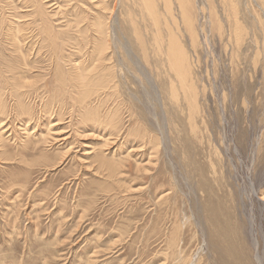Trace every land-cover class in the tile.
Returning a JSON list of instances; mask_svg holds the SVG:
<instances>
[{"label":"rangeland","instance_id":"374dc122","mask_svg":"<svg viewBox=\"0 0 264 264\" xmlns=\"http://www.w3.org/2000/svg\"><path fill=\"white\" fill-rule=\"evenodd\" d=\"M37 1L67 44L66 64L56 72L33 0H0V61L9 60L0 71L10 78L15 61L32 109L15 116L10 85L0 86L11 119L0 122V264H239L243 255L264 264V0H151L156 28L141 0ZM99 5L115 8L105 12L115 88L85 96L71 66L89 72L95 57L67 41L92 40L74 31ZM16 25L20 44L9 37ZM169 42L185 62L182 82L168 67ZM96 150L125 162L116 176L130 190L96 172Z\"/></svg>","mask_w":264,"mask_h":264},{"label":"bare ground","instance_id":"6f19581e","mask_svg":"<svg viewBox=\"0 0 264 264\" xmlns=\"http://www.w3.org/2000/svg\"><path fill=\"white\" fill-rule=\"evenodd\" d=\"M45 1V0H44ZM47 1V0H46ZM123 1H125V0H123ZM122 1V2H123ZM150 1L151 0H141V2H142V4L144 5V8L146 9L145 10V12H146V15L147 16H149V19L151 20V22L153 23V26H155V28H156V25H157V20H155V12H154V7H152V4L150 3ZM168 1V0H167ZM185 1V0H184ZM172 2V1H171ZM120 3V2H119ZM114 4V3H113ZM155 4V3H154ZM33 6L35 7V18H39V22H38V34L39 35H41L43 38H44V40H47V44H46V47H47V49H48V51H49V53L53 56V65H54V68H55V70H56V72L58 73V71H60V70H58V68L61 66H64L66 63H65V61L63 60V61H61L62 60V58H63V55H60L61 53L60 52H62V49H64V46H66L67 44L64 42H62L61 40V33L59 32H56V30H55V28H54V26H53V24L51 23L52 21H51V18H49L48 16H47V14H46V12L44 11V9H43V7H41V4L37 1V0H33ZM100 7H99V9H98V13H96L94 16H93V18H92V20H91V23L89 24L88 23V20L89 19H86L87 20V24H83V25H79V24H77V26L75 27V31H74V33H75V35L77 34V35H79V36H82V32L83 33H87V32H89L91 35H93L92 36V40L91 41H89V39L86 37L88 34H86L85 36H84V38H79V37H77V38H79V40L78 41H71L70 42V40H68L67 42H69L72 46H68L69 48L70 47H74L75 49L77 48V50H78V52H80L81 50H83L84 49V44H89L88 45V47H89V49H88V51L90 50L91 52H89V54H90V56H91V58H92V56H94L95 57V63L93 64V67L92 68H90L89 70H88V68H84V70H87V71H89V72H84V71H81L80 70V67L82 66V64H80L79 62L78 63H76V65H72L71 67H72V69L74 70V71H76V76L73 78L74 79V82H76V84H81V85H83V86H86V87H89L90 89L88 90V91H85L84 92V95L86 96L87 94H88V92H90L91 90H94L95 88H98V87H100L99 89H105V88H110L111 86H110V81H112V86L114 85V79H115V75H116V69L114 70L113 68H114V66H115V64H113V62H112V59L115 57L114 56V52H113V46L115 47V41H116V37H115V35H114V32H113V30H114V27H113V30L112 29H110L111 28V26L112 25H109V23L108 22H106V11L108 10L109 11V13H111V15H112V13H113V11H114V7H112V8H107L105 5L104 6H102V5H99ZM121 6H123V5H121ZM125 6V5H124ZM169 7V6H168ZM124 8H127V7H124ZM121 9H123V8H121ZM125 10V9H124ZM166 10V9H165ZM124 12V11H123ZM170 12V11H169ZM171 13V12H170ZM123 14V13H122ZM31 15V14H30ZM33 15V16H34ZM167 15V14H166ZM182 16H184V12L182 13ZM187 16H188V14H187ZM172 17V16H171ZM34 18V17H33ZM110 19V18H109ZM179 19V18H178ZM188 22H189V20H188ZM128 23V22H127ZM131 23V25H129L133 30H135L136 29V25H135V22L134 21H131L130 22ZM175 23V22H174ZM13 24V23H12ZM89 24V25H88ZM167 25V24H166ZM30 26V25H29ZM70 26V25H69ZM83 26V27H82ZM114 26V25H113ZM121 26V25H120ZM126 26V25H125ZM14 27V26H13ZM16 28H17V30H19V28H21V26H18V25H16L15 26V31H11V33H10V35H9V37H11V39L12 40H14V41H16V43H19L20 44V41H21V39L24 37V35H26V33L24 34L23 32V34L21 35L20 33H21V31H19V33H18V31L16 30ZM10 29V28H9ZM25 30H27V29H25ZM160 30V29H159ZM5 32H4V34H5V36L7 35V31H6V29L4 30ZM33 31H34V29H33ZM136 31V30H135ZM158 31V30H157ZM3 32V31H2ZM29 32V31H28ZM32 33V32H31ZM2 34V33H1ZM63 35H66V33L64 32L63 33ZM27 37H28V35H27ZM25 38V37H24ZM32 38V37H31ZM36 38V37H35ZM85 38L87 39V42H85ZM25 39H27V38H25ZM39 39V38H38ZM67 39H70L69 37L67 38ZM91 39V38H90ZM138 39V38H137ZM154 39L156 40V46H155V48H156V50L155 51H153L154 52V54H161V52H160V49L162 50V48L159 46V44H158V38H156V37H154ZM24 40V39H23ZM37 42V41H36ZM155 43V42H154ZM25 44V43H24ZM30 44V43H29ZM10 45V44H9ZM43 47V46H42ZM16 48V47H15ZM28 48V47H27ZM160 48V49H159ZM72 49V48H71ZM21 50V49H20ZM61 50V51H60ZM31 51V50H30ZM163 51V50H162ZM28 52V51H27ZM156 52V53H155ZM29 53V52H28ZM142 53H143V59L144 58H146L147 57V53L145 52V51H142ZM22 54V53H21ZM23 55H25V54H22V56ZM30 55V54H29ZM83 55V54H82ZM61 56V57H60ZM166 56H167V63H168V67L170 68V70L171 71H173V72H175L177 75H178V78H179V82L181 81L182 82V80H183V78L181 77V76H183L182 75V70H181V68H180V66H183L184 68H185V66H184V63L182 62V59H181V57H180V55L179 54H177V52H176V50H175V47L172 45V42H169L168 43V46H167V50H166ZM23 58H25V57H23ZM23 58H22V60H23ZM54 58H55V61H54ZM116 58V57H115ZM28 59V58H27ZM30 59V58H29ZM123 59V58H122ZM4 60V61H3ZM3 60H1L0 61V63H6V62H8L9 60L7 59H3ZM86 60V59H85ZM94 60H93V62H94ZM31 61V60H30ZM82 61V60H81ZM80 61V62H81ZM89 61V60H88ZM87 61V62H88ZM124 61V60H123ZM25 62H26V60H25ZM74 62V61H73ZM2 63V64H3ZM27 63V62H26ZM115 63V62H114ZM118 63V62H117ZM125 63V62H124ZM15 64V61H11V63H7V67L9 66V68H12L13 70H14V73L13 72H11L10 71V78H8L7 77V75H3V73L0 71V86H4V85H7V86H9L10 85V93H11V100L13 101V103H12V106H13V108H14V110H16L18 113H14L15 114V116H19V115H24V116H29L30 115V110L32 111V109H31V106L29 105V106H27V105H25L24 104V102H23V100H24V95L26 96V94L24 93V92H22V91H20V85H19V83L18 82H20L19 80H17L18 78H17V73H16V70H15V68L13 67V65ZM119 65V64H118ZM125 65V64H124ZM128 65V64H127ZM124 67V66H123ZM182 67V68H183ZM82 68V67H81ZM186 69V68H185ZM93 70H97V72L94 74V71ZM52 71V70H51ZM118 72V71H117ZM121 72V71H120ZM119 72V73H120ZM57 73H55L54 74V76H56L57 75ZM65 74H66V72H64ZM16 74V75H15ZM122 74V73H121ZM20 76V75H19ZM66 76H67V74H66ZM125 76V75H124ZM20 77H24V76H20ZM69 77H70V75H69ZM114 77V78H113ZM119 77V76H118ZM117 77V78H118ZM70 78H72V77H70ZM190 78V74H188V79ZM73 79L72 80H69L68 79V83H70V81H73ZM113 79V80H112ZM20 83H22V82H20ZM29 83V82H28ZM28 83H26V84H28ZM115 85H116V82H115ZM70 86V85H69ZM91 86V87H90ZM2 87H0V88H2ZM68 87V86H67ZM114 88H115V86H113ZM94 88V89H93ZM194 91V90H193ZM175 94V93H174ZM8 106H7V104H6V102H5V100H4V97L2 96V94L0 93V122H1V126H2V128H4L5 126H6V122L4 121V119L7 117V121H8V123L10 122V117H8ZM116 113H118V110L117 109H115L114 110V112L111 114V113H109V114H111V116H110V118H109V120L110 121H113L115 118H117V116L115 115ZM91 114V113H90ZM22 121V120H21ZM115 121V120H114ZM51 122V121H50ZM7 123V124H8ZM23 124V126H24V122H22ZM52 123V122H51ZM50 123V124H51ZM56 124H52L49 128H47V130H48V132L47 133H51V131H52V129H54V126H55ZM108 125V124H107ZM27 127V126H26ZM58 127V126H57ZM115 127V126H114ZM94 129H95V127H94ZM99 129H100V126H99ZM106 129V128H105ZM21 130H23V131H21V132H26V130H25V128L23 127ZM107 130V129H106ZM32 132H35V131H32ZM31 132V133H32ZM6 132H4V133H2L1 134V136H4V134H5ZM11 134V133H10ZM6 135V139L7 140H10V141H12L13 139V137L12 138H9L10 136H12L13 134H11V135ZM20 134H23V133H19V135ZM36 134V133H35ZM78 134V133H77ZM15 135V134H14ZM13 135V136H14ZM109 135H110V133H109ZM136 135V134H135ZM139 135V134H138ZM9 136V137H8ZM144 136V135H143ZM62 137V136H61ZM140 137H142L141 135H140ZM26 139H29V137L27 136V137H25ZM108 138V140H109V137H107ZM139 138V137H138ZM144 138V137H143ZM18 139H20V137H18ZM106 139V138H105ZM137 139V138H136ZM135 139V140H136ZM17 139H15V141H16ZM108 140H107V142H108ZM111 141H112V138H111ZM137 141V140H136ZM46 142H48L47 141V138H44V140L41 142V143H43V144H46ZM106 142V143H107ZM142 142V141H141ZM140 142V143H141ZM144 142V141H143ZM38 144V143H37ZM37 144H35L34 146L35 147H37ZM105 144V143H104ZM104 144H102V146L104 145ZM142 144V143H141ZM144 144V143H143ZM101 146V147H102ZM105 147H106V145H105ZM109 147V146H108ZM35 149H37V148H35ZM103 149H104V147H103ZM106 149L107 148H105L104 150L106 151ZM68 151H69V148L68 149H66L65 150V152H63V153H59V155H61V156H63L65 153H68ZM102 152V151H101ZM100 152V153H101ZM111 152V151H110ZM42 153V152H41ZM99 153V150H96L95 151V156L96 155H99V156H97L95 159L96 160H94V161H97V168H99L100 169V171H103V172H100L98 169H97V171L96 172H98L99 174L100 173H104L105 172V170H107L108 171V175H107V177L111 180L110 181V183L111 184H115L116 186H118V187H124V188H126V190H130L131 189V187H128V186H125L124 185V183H122V180H123V178H125V177H122V180H121V183H120V180H118V178L119 177H117L116 175H120V174H123L125 171H127L128 169H127V167L125 166L124 167V164H125V162L123 161V160H120V161H116V160H114V158L113 159H111V160H109V159H107V158H105L104 156H102L101 157V155L102 154H98ZM90 154V153H89ZM91 154H93V153H91ZM108 154V153H107ZM130 154V153H129ZM42 157H48V155H46L45 153H42V154H40ZM50 156V155H49ZM105 156H107V155H105ZM87 157V156H86ZM127 157V156H126ZM58 158V157H57ZM63 157H61L60 159H62ZM128 159H129V156L127 157ZM4 159H8L7 157H5ZM59 159V158H58ZM148 163H149V161H147ZM147 162H145V164H143V165H140L141 163H139V162H136L135 160H134V167H135V169H136V172H139V173H141V172H143V175H145V174H147V172H150V169H146V168H143L142 166H146V164H147ZM96 167H94L92 170H95V168ZM122 168H124V169H122ZM149 168V167H148ZM122 172V173H121ZM124 174H126V173H124ZM112 175H114V176H116V177H114V176H112ZM129 178V177H128ZM121 179V178H120ZM127 179H125V181H126ZM128 184H129V181L127 182ZM126 184V183H125ZM130 186V185H129ZM262 198H264V197H262ZM261 199V198H260ZM264 200V199H263ZM208 212V211H207ZM205 213H206V211H205ZM209 213V212H208ZM205 218L206 219H208V216H205ZM210 219H211V216H210ZM214 219V218H213ZM211 220L210 222L212 223L214 220ZM224 222V221H223ZM183 223V222H182ZM215 224H216V222H215ZM222 224V223H221ZM224 224H225V222H224ZM227 224V223H226ZM225 224V225H226ZM224 225V227H228L229 228V225L228 226H225ZM180 226H182V225H180ZM221 225L219 224V227H220ZM212 227H214V226H212ZM223 227V228H224ZM221 229H222V226L220 227ZM220 228H218L217 229V227L215 228V230L217 229V230H219L220 231ZM228 228L226 229L227 231H228ZM218 231V232H219ZM217 232V233H218ZM225 232V231H224ZM222 234H223V232H221ZM226 233V232H225ZM224 233V234H225ZM221 234V235H222ZM227 234V233H226ZM225 234V235H226ZM229 234V233H228ZM227 234V235H228ZM231 235L229 234V237H230ZM194 238V237H193ZM219 238H221L220 236H219ZM223 239H224V236L222 237ZM227 238H228V236H227ZM227 238H225L226 240H229V238L227 239ZM225 240V241H226ZM217 242V241H216ZM222 240H221V244H222ZM229 241H227L226 243H228ZM235 242V241H234ZM209 243V242H208ZM218 243H219V241H218ZM231 243H233V239H232V242ZM236 243V242H235ZM214 244V243H213ZM234 244V243H233ZM236 244H238V243H236ZM209 245H210V243H209ZM230 245V244H229ZM228 245V246H229ZM211 246V245H210ZM230 246H232V245H230ZM235 246H237V245H235ZM214 247H216L215 245H214ZM233 247V246H232ZM232 247H230V249L232 248ZM244 247V246H243ZM218 248V247H217ZM216 248V249H217ZM220 248V247H219ZM224 248H226V247H224ZM234 248H237V247H234ZM234 248H233V250H234ZM237 249H239V248H237ZM236 249V251H238ZM241 249V248H240ZM239 249V250H240ZM213 250H215V249H213ZM212 250V251H213ZM218 250V249H217ZM216 250V251H217ZM220 250V249H219ZM218 250V251H219ZM225 250V249H224ZM228 250V249H227ZM216 251H214V252H216ZM222 251H223V249H222ZM222 251H221V254H222ZM224 252H226V251H224ZM223 252V253H224ZM233 252V251H232ZM231 252V253H232ZM241 252H243V251H241ZM210 253V252H209ZM227 253V252H226ZM229 254L228 255V253H227V255H226V257H230V255H231V257H232V254ZM180 254H182V251L180 250V252H178V255H180ZM238 256H239V254H240V251H238ZM244 254V253H243ZM242 254V255H243ZM236 255V254H235ZM222 257V256H221ZM230 257V258H231ZM199 258V257H198ZM229 258V259H230ZM233 258V257H232ZM238 258H241V257H238ZM244 255H243V260H244ZM256 260H258L259 261V259H258V257L256 256ZM201 259V258H200ZM228 259V258H227ZM237 259V258H236ZM246 259L247 258H245V261H243V260H236L237 262H239V264H248L250 261L247 259V261H248V263L246 262ZM179 260V259H178ZM177 260V261H178ZM198 261V260H197ZM216 261V260H215ZM214 261V262H215ZM224 262H226V264H227V261H224ZM259 262H261V261H259ZM179 263V262H178ZM198 263V262H197ZM229 263V262H228ZM233 264H234V262H232ZM194 264H196V263H194ZM214 264H216V262L214 263ZM249 264H251V263H249ZM262 264V263H261Z\"/></svg>","mask_w":264,"mask_h":264}]
</instances>
